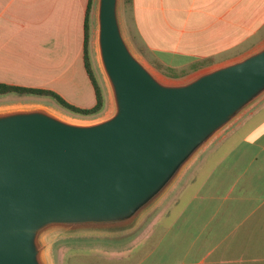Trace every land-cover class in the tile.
<instances>
[{"label": "water", "instance_id": "water-1", "mask_svg": "<svg viewBox=\"0 0 264 264\" xmlns=\"http://www.w3.org/2000/svg\"><path fill=\"white\" fill-rule=\"evenodd\" d=\"M120 0H97V46L115 112L67 121L0 112V264H48L47 234L119 232L264 95V45L190 81L159 80L131 50ZM58 232V231H57Z\"/></svg>", "mask_w": 264, "mask_h": 264}, {"label": "crops", "instance_id": "crops-1", "mask_svg": "<svg viewBox=\"0 0 264 264\" xmlns=\"http://www.w3.org/2000/svg\"><path fill=\"white\" fill-rule=\"evenodd\" d=\"M89 3L0 0V83L52 90L73 105L93 107L85 65ZM129 4L140 38L170 66L201 64L198 73L264 45V0ZM96 13L93 0L90 54ZM104 94L105 107L111 106ZM145 214L117 252V264H264V95L207 144Z\"/></svg>", "mask_w": 264, "mask_h": 264}, {"label": "rangeland", "instance_id": "rangeland-1", "mask_svg": "<svg viewBox=\"0 0 264 264\" xmlns=\"http://www.w3.org/2000/svg\"><path fill=\"white\" fill-rule=\"evenodd\" d=\"M129 2V0L119 1V18L124 36L133 53L153 73L160 75L163 82L169 84L187 82L206 71L193 72V64L180 66L167 65V62L161 55L148 49L130 19ZM94 23L96 24V20L93 21V25ZM91 58L94 72L108 95L111 92V85L103 68L99 51L96 53L91 49ZM171 72L181 76L177 78L170 77L167 74ZM38 108L49 110L54 114L64 115V117L66 116L81 123H93L112 115L115 112V103L113 107L112 105H108L103 112L97 115L81 116L64 109L49 97L20 95L16 93L0 95V112ZM237 136L238 134L234 135L233 138H237ZM57 231L50 233L46 237L48 245L45 257L48 264H117V252L126 249V245L131 242V237H133L132 229L119 232H103L100 230H82L78 232Z\"/></svg>", "mask_w": 264, "mask_h": 264}, {"label": "trees", "instance_id": "trees-1", "mask_svg": "<svg viewBox=\"0 0 264 264\" xmlns=\"http://www.w3.org/2000/svg\"><path fill=\"white\" fill-rule=\"evenodd\" d=\"M130 1V0H129ZM92 2L93 0H90L87 15H86V21H85V65L88 72V75L92 81V84L95 89L96 93V104L91 108H82L78 107L76 105H73L69 103L67 100H65L61 95L58 93L47 90V89H37V88H28V87H20L16 85H10L5 83H0V95H6L10 93H16L20 95H37L42 97H49L53 101H55L57 104H59L64 109L77 114L81 116H94L99 113H101L106 104V97L104 94V89L102 85L100 84L98 77L96 76L93 65H92V58L90 54V48H89V38H90V12L92 8ZM201 64H193L192 68L194 70H197L200 68ZM170 77L177 78L181 75H177L174 72H171L167 74Z\"/></svg>", "mask_w": 264, "mask_h": 264}, {"label": "bare ground", "instance_id": "bare-ground-1", "mask_svg": "<svg viewBox=\"0 0 264 264\" xmlns=\"http://www.w3.org/2000/svg\"><path fill=\"white\" fill-rule=\"evenodd\" d=\"M95 52L98 53V46H97V43H96V47H95ZM97 59H98V58H97ZM154 74H155V73H154ZM156 76H157V78H158L159 80H162V81H163V79H162V77H161L160 75L156 74ZM55 115H57V116H59V117L65 119V120H67V121L79 122V121H76V120L70 119V118H68V117H66V116L64 117V115H58L57 113H55Z\"/></svg>", "mask_w": 264, "mask_h": 264}]
</instances>
